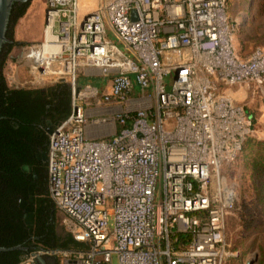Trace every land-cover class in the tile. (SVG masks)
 I'll list each match as a JSON object with an SVG mask.
<instances>
[{"label": "built area", "instance_id": "built-area-1", "mask_svg": "<svg viewBox=\"0 0 264 264\" xmlns=\"http://www.w3.org/2000/svg\"><path fill=\"white\" fill-rule=\"evenodd\" d=\"M93 1L46 0L26 57L34 80L71 91L50 136L49 195L89 248L56 253L72 264H226L237 195L221 170L255 130L222 89L263 86L264 49L241 55L228 0Z\"/></svg>", "mask_w": 264, "mask_h": 264}, {"label": "trees", "instance_id": "trees-1", "mask_svg": "<svg viewBox=\"0 0 264 264\" xmlns=\"http://www.w3.org/2000/svg\"><path fill=\"white\" fill-rule=\"evenodd\" d=\"M228 0V4H229ZM28 4H20L14 11H12L11 16V27L15 22L20 19L26 12ZM9 30V33H10ZM11 44L6 46L4 49V58L9 54L11 50ZM3 58V60H4ZM3 60L1 62V70L3 68ZM0 70V116H8L13 113L17 108H23L25 104L30 103H44L45 100L50 99L54 100L55 94L53 93L54 88L48 90L47 95L41 94V90L33 89H8L4 77ZM65 87V92L62 95L60 103H65L66 111L61 117V121L68 117L72 112L71 107V97H70V88L69 86L61 82ZM55 92V91H54ZM71 108V109H70ZM25 123L28 120L23 119ZM12 129L8 121H0V247L3 248H12L17 245H24L31 248V251L27 254L36 253L40 247L33 246L32 242L29 240V236L24 232L25 223L23 221V211L18 207V199L23 197L27 200L28 190L31 184L30 177L23 173L20 168V161L18 159L20 153L15 154L11 147L13 146L12 142L8 140V135H12ZM18 148L21 149L24 147L26 150L27 145L23 142H19ZM30 147V146H28ZM23 150V151H24ZM23 156L22 159L26 160ZM242 159L243 167V179H244V190L242 191L243 196L247 195L246 198L242 197L240 202L233 209L231 215L227 218L226 225H232V221L236 220L237 227L235 230L238 233H241L243 238L239 242H233L229 247V250H238L240 245H243L241 248L242 255H244L249 246L244 244L250 236L255 232H258L259 228L264 226V219L258 220L253 217V210L261 209L264 215V145L261 142H256L253 137L249 138L244 146L243 153L240 158ZM238 159V160H239ZM28 160V159H27ZM38 175L41 178L42 182H48V164H43ZM38 193H35V211L38 209V205L51 204L50 211V221L48 225L42 224L41 227L47 229V235L43 239L50 241L53 240L52 245H46L45 247L49 248L56 244L57 237L53 231V216L55 215L56 209L47 189L38 190ZM258 207V208H257ZM49 215V217H50ZM36 220V219H35ZM36 223H34V235L40 236V232L44 231L38 229ZM69 237L66 240V245L69 243L76 242ZM78 242V241H77ZM77 245H80L77 243ZM83 244V251L87 250L89 247ZM259 259L256 264H264V237L258 245ZM24 253L21 250H6L0 252V264H18L20 262V257ZM242 256H233L228 260V264H233L235 261H241ZM241 264V263H240Z\"/></svg>", "mask_w": 264, "mask_h": 264}, {"label": "rangeland", "instance_id": "rangeland-1", "mask_svg": "<svg viewBox=\"0 0 264 264\" xmlns=\"http://www.w3.org/2000/svg\"><path fill=\"white\" fill-rule=\"evenodd\" d=\"M84 3L85 6L89 7V10L95 8V1L93 0H84ZM45 5L46 0H31L25 14L12 26L9 38L13 43L11 44L12 47L9 54H7L3 60L1 73L4 77V72H6L4 80L8 89L49 90L54 88V91L59 93V96H62L65 92V87L59 84L61 82L53 78H47L45 81L37 82L32 78L29 72V63L26 58L29 46L40 41L42 37ZM228 10L235 32L234 43L240 53H249L255 48L264 49V0H230ZM66 84L69 86L68 83ZM231 91L233 94H239L240 92V95H243L236 100L245 108V111L253 115V127L255 130L253 138L256 142H261L264 145V105L260 97H253L250 93L251 89L247 90L244 87L232 88ZM221 171L226 181L235 188L238 204L242 197H247V195L243 196L242 193L244 190L242 159H239L232 165L224 166ZM252 214L253 217L258 220L262 221L264 219L263 211L260 208L253 210ZM52 218L53 231L57 237V241L54 246L48 249L69 251L83 250L81 249L83 244L77 242L74 238L72 239L80 245H77L76 242L66 245V240L71 237V234L66 229L62 216L58 214V212H55ZM236 222V220H233L232 225H226V240L228 247H230L233 242H239L243 238L242 234L235 230L237 227ZM34 234V229H32L31 235L35 236ZM263 237L264 226L262 225L258 232L250 236L244 244L245 246H249L244 255H242L241 250L243 245H240L238 250H232L235 256L238 254L242 256L241 261L237 262L238 264H247L248 261H254L253 264H256L259 259L258 245ZM56 261L57 264H62L60 257H57ZM227 262L226 264H228ZM233 264H236V262L234 261Z\"/></svg>", "mask_w": 264, "mask_h": 264}, {"label": "flooded vegetation", "instance_id": "flooded-vegetation-1", "mask_svg": "<svg viewBox=\"0 0 264 264\" xmlns=\"http://www.w3.org/2000/svg\"><path fill=\"white\" fill-rule=\"evenodd\" d=\"M20 4L26 3L17 2L14 9H16ZM47 92L48 90H41L40 93L47 95ZM53 93L55 94L56 101L47 99L44 103L25 104L23 108L21 107L14 110L11 115L0 116V121L6 120L11 126L13 134L10 136L8 135V140L13 143V146L11 147L12 151L15 154L20 153V156L22 157H28L24 160L22 157L18 156L20 161V170L27 174L31 180L27 200L20 197L18 199V207L23 211V221L25 223L24 232L29 236V240L32 242L33 246L41 248L46 245H52L53 243L52 239H50V241L43 239L48 232L47 229L41 227L42 224L48 225L51 218L50 211L52 208L51 204H40L37 206V211H35L36 198L34 194L38 193V190L42 189H47L49 193V182H42L38 175V171L43 164H47V154L51 132H53L57 124L61 121V117L66 111L65 103L59 102L61 100L59 98L60 94L56 91H53ZM23 119L28 120V122L25 123ZM19 142H23L27 145L26 150H24V147L21 149L18 148L20 144ZM26 215L31 217L30 224L32 225V229L37 220L38 229H42L44 233L40 232V236H32L29 234L27 223L25 221ZM3 251L4 250H1L0 252Z\"/></svg>", "mask_w": 264, "mask_h": 264}, {"label": "water", "instance_id": "water-1", "mask_svg": "<svg viewBox=\"0 0 264 264\" xmlns=\"http://www.w3.org/2000/svg\"><path fill=\"white\" fill-rule=\"evenodd\" d=\"M31 0H0V70H1V62L4 58V49L6 46L13 43V41L9 38V30L11 27V16L12 11L14 9V6L17 2L22 3H30ZM59 82H64V79L59 80ZM52 133V132H51ZM46 158V156H45ZM30 216L26 215L25 221L27 223V229L29 234L32 232V225L30 224ZM31 249H37V248H31L24 245H17L15 247L6 249V248H0L1 250H21L24 254L20 257V260H23L27 253L31 251ZM48 250L44 248H39V250L34 253L36 257V261L38 264H42L43 262V255L47 253ZM254 261H248L247 264H253Z\"/></svg>", "mask_w": 264, "mask_h": 264}, {"label": "crops", "instance_id": "crops-1", "mask_svg": "<svg viewBox=\"0 0 264 264\" xmlns=\"http://www.w3.org/2000/svg\"><path fill=\"white\" fill-rule=\"evenodd\" d=\"M251 52V51H250ZM249 52V53H250ZM249 53H245V54H242L243 56H247ZM81 76H83V78L81 77V80H85L87 82H91L92 84L94 85H99L100 82H99V77L98 75H95V76H91V77H87L85 76V74H81ZM4 77H6V72H4ZM86 77V78H85ZM85 78V79H84ZM236 87H244L246 88L247 90L248 89H251V94L253 97H260L261 101H262V96L264 95V85L261 86V87H258L256 86L255 84H248V85H242V86H233V87H230V88H223L222 91H224V93L230 95L232 97V99H234L237 103L238 101L236 100L238 97H242L243 95L241 94L240 95V92L239 94H233V92L231 91L232 88H236ZM242 92V91H241ZM60 99H62V96L59 97ZM56 101V98L54 99ZM59 100V99H58ZM61 102V100L59 101ZM72 103V101H71ZM247 115L251 118V120L253 121L254 120V117L251 113H249L248 111H246ZM98 136V135H97ZM55 206V204H54ZM55 209H56V212H58V214H60L63 218V222L65 224V219H66V216L65 214L59 210L56 206H55ZM72 236V235H71ZM79 242V241H78ZM81 243V242H80ZM44 249L48 250V253H45L43 255V262L42 264H57V261H56V258L57 257H60L56 252L59 251V250H51V249H48L47 247H43ZM61 259V257H60ZM61 263L62 264H72L71 262L69 261H66V260H63L61 259Z\"/></svg>", "mask_w": 264, "mask_h": 264}]
</instances>
